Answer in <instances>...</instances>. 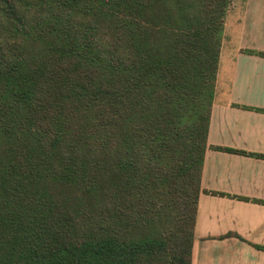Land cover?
<instances>
[{
  "label": "trees",
  "instance_id": "16d2710c",
  "mask_svg": "<svg viewBox=\"0 0 264 264\" xmlns=\"http://www.w3.org/2000/svg\"><path fill=\"white\" fill-rule=\"evenodd\" d=\"M231 2L0 0V264H191Z\"/></svg>",
  "mask_w": 264,
  "mask_h": 264
},
{
  "label": "crops",
  "instance_id": "0c3cea01",
  "mask_svg": "<svg viewBox=\"0 0 264 264\" xmlns=\"http://www.w3.org/2000/svg\"><path fill=\"white\" fill-rule=\"evenodd\" d=\"M257 53H264V0H232L225 18L191 264H264V250L256 247H264V56Z\"/></svg>",
  "mask_w": 264,
  "mask_h": 264
},
{
  "label": "rangeland",
  "instance_id": "374dc122",
  "mask_svg": "<svg viewBox=\"0 0 264 264\" xmlns=\"http://www.w3.org/2000/svg\"><path fill=\"white\" fill-rule=\"evenodd\" d=\"M232 1V0H231ZM242 1V0H241ZM225 26V25H224ZM222 45H223V43H222ZM215 84H216V82H215Z\"/></svg>",
  "mask_w": 264,
  "mask_h": 264
}]
</instances>
